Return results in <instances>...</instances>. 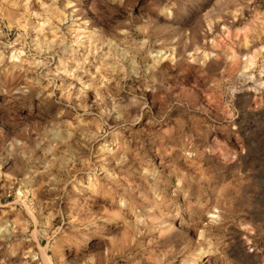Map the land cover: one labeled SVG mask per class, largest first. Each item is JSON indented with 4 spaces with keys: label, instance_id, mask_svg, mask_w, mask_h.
Masks as SVG:
<instances>
[{
    "label": "clouds",
    "instance_id": "1",
    "mask_svg": "<svg viewBox=\"0 0 264 264\" xmlns=\"http://www.w3.org/2000/svg\"><path fill=\"white\" fill-rule=\"evenodd\" d=\"M249 124L264 0H0V264H264Z\"/></svg>",
    "mask_w": 264,
    "mask_h": 264
},
{
    "label": "rangeland",
    "instance_id": "2",
    "mask_svg": "<svg viewBox=\"0 0 264 264\" xmlns=\"http://www.w3.org/2000/svg\"><path fill=\"white\" fill-rule=\"evenodd\" d=\"M242 134L247 132L246 144L248 141H251L253 145L256 144L258 137H264V127H261L259 124L256 125H245L241 129ZM248 156L243 157L245 161L248 160ZM258 164L261 166V170L264 171V162L258 161Z\"/></svg>",
    "mask_w": 264,
    "mask_h": 264
}]
</instances>
